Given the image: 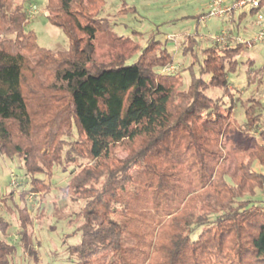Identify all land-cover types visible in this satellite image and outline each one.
Masks as SVG:
<instances>
[{
	"label": "trees",
	"instance_id": "trees-1",
	"mask_svg": "<svg viewBox=\"0 0 264 264\" xmlns=\"http://www.w3.org/2000/svg\"><path fill=\"white\" fill-rule=\"evenodd\" d=\"M31 2L0 0V154L31 177L15 236L0 214V264L20 251L38 260L44 209L33 214L27 198L55 187L81 206L67 247L75 264H264V61L248 56L247 33L256 9L233 12L225 43L197 26L177 51L156 31L144 45L119 36L109 0H47L68 37L51 50L28 28ZM135 10L123 0L117 14ZM97 39L126 49L99 60ZM56 167L64 185L53 186Z\"/></svg>",
	"mask_w": 264,
	"mask_h": 264
},
{
	"label": "rangeland",
	"instance_id": "rangeland-1",
	"mask_svg": "<svg viewBox=\"0 0 264 264\" xmlns=\"http://www.w3.org/2000/svg\"><path fill=\"white\" fill-rule=\"evenodd\" d=\"M105 14L118 24L114 28L116 33L121 36H130L137 44L146 43L148 35H153L163 39L166 34L170 37L169 46L179 51L183 39L190 32L197 28L200 37L206 40L208 34L215 33L217 29L223 27L222 20L217 16L208 18L206 22L198 23L195 15L207 11L210 8L211 0H126L130 5L136 7L135 12H123L117 14L118 8L123 0H109ZM47 0H32L27 3L31 22L28 28L36 32L37 41L40 46L51 50H59L68 47V37L59 26L52 24L47 18ZM206 16V14H203ZM141 31V34L133 33ZM139 37V38H138ZM141 39V40H140ZM97 57L100 60L108 61L114 57L115 52L125 51V47L118 45L109 46L104 40L97 39ZM263 42L257 41V46H253L248 56L254 57L260 62L262 53L259 54V47ZM137 50L127 60L132 62L137 58ZM262 57V58H261ZM244 72L241 73V78ZM264 89V88H263ZM264 94V90H263ZM241 134H230L226 140V152L230 155L226 160V165L231 169L236 167V157L233 154V142L241 139ZM119 156L127 154V145L117 146ZM22 161L18 157L9 158L0 154V214L5 216L10 222V232L12 237L16 235L19 227V209L24 202L20 198V193L28 188V181L31 178L24 170ZM41 177V175H38ZM67 171H62L61 167L54 168V176L51 181L53 186L64 185L67 180ZM15 192V197L10 198L9 193ZM28 205L32 207L33 214L37 213L42 207L44 209L43 219L34 218L33 230L35 231L34 244L39 251L38 260L25 257L20 251L15 257L16 264H75L68 260L69 245L78 242V236L74 231L78 227L76 220L77 212L81 208L80 204H71L69 200L58 197L56 187L48 195H30L27 198ZM73 220V221H72Z\"/></svg>",
	"mask_w": 264,
	"mask_h": 264
},
{
	"label": "built area",
	"instance_id": "built-area-1",
	"mask_svg": "<svg viewBox=\"0 0 264 264\" xmlns=\"http://www.w3.org/2000/svg\"><path fill=\"white\" fill-rule=\"evenodd\" d=\"M256 9L253 17L252 26L255 30L254 39L256 41L264 42V5L262 0H211L209 14L202 17V21L206 22V19L211 16L223 17L227 23H231L234 11H244ZM208 36L211 39L219 43H225L228 38L227 27H222L219 32L210 33ZM241 41L245 42L249 39L239 37ZM253 44L250 43V47ZM174 65H170L165 68V71H174Z\"/></svg>",
	"mask_w": 264,
	"mask_h": 264
},
{
	"label": "crops",
	"instance_id": "crops-1",
	"mask_svg": "<svg viewBox=\"0 0 264 264\" xmlns=\"http://www.w3.org/2000/svg\"><path fill=\"white\" fill-rule=\"evenodd\" d=\"M207 10H208V8H207ZM219 19V18H218ZM220 20H222V24H223V27H227V26H230V24L231 23H227V21H226V19L224 18V19H220ZM218 30V29H217ZM248 35L251 37V36H253L254 37V33H255V30H254V28H253V26H252V24H250V22L248 21ZM259 54H263L262 55V57L264 56V42L260 45V47H259ZM261 57V58H262ZM264 61V59L262 60V59H260V62H263Z\"/></svg>",
	"mask_w": 264,
	"mask_h": 264
}]
</instances>
